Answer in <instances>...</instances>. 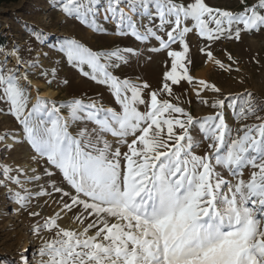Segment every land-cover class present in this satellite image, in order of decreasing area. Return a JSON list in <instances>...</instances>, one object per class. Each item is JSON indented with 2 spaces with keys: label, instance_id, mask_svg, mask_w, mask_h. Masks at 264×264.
<instances>
[{
  "label": "snow or ice",
  "instance_id": "1",
  "mask_svg": "<svg viewBox=\"0 0 264 264\" xmlns=\"http://www.w3.org/2000/svg\"><path fill=\"white\" fill-rule=\"evenodd\" d=\"M241 4L242 10L233 12L214 8L205 0L187 4L104 0V19L116 22V35L130 34L145 43L155 39L158 47L151 51L169 50L177 42L183 45L182 51H168L170 70H165L162 88L156 90L146 82L138 84L113 74L140 55L132 47L93 51L72 38L54 46L85 77L108 86L121 111L77 98L57 106L39 95L29 111L32 81L18 68H8L7 60L0 61V101L19 122L20 143L34 152L30 159H45L48 165L43 176L36 168L28 175L23 168L0 166V186L22 207L33 197L60 194L59 212L34 228L37 235L42 228L56 229L54 238L43 240L38 250L39 264H264V103L249 92L243 105H237L242 94L226 93L205 80L198 82L196 94L201 104L215 110L213 114L197 119L184 107L158 100L161 91L171 94L169 82L193 81L186 66V59L187 64L192 60L185 37L194 29L206 40L200 51L220 69L233 70L231 64L215 58L210 45L221 39L240 40L242 32L264 28V0L254 4L241 0ZM100 5L101 0H60L59 8L66 17L103 32L96 19ZM124 7L147 17L148 25H138ZM189 20L194 21L192 28L187 26ZM30 35L44 43L48 34L37 27ZM19 51L16 45L5 55L17 57L18 65L40 67L38 59L25 61ZM228 59L235 62L231 55ZM41 75L47 77L49 72ZM145 90L150 102L143 98ZM202 90L215 94L210 104L200 96ZM138 105L147 110L140 111ZM61 108L68 110L67 119ZM227 109L238 120L255 122L241 124L233 134L226 122ZM77 122L85 126L73 135L69 126ZM88 122L94 127L89 129ZM197 125L208 141L204 155L195 152L199 144L191 130ZM107 134L119 138L118 146L113 147ZM119 145L127 151L122 153ZM247 168L252 171L245 178ZM57 172L59 184L53 180ZM44 177L51 191L38 183ZM9 183L21 191L8 188ZM29 183H38L39 190L25 187ZM60 213H73L82 230L60 227ZM21 259L28 264L27 257Z\"/></svg>",
  "mask_w": 264,
  "mask_h": 264
},
{
  "label": "rangeland",
  "instance_id": "2",
  "mask_svg": "<svg viewBox=\"0 0 264 264\" xmlns=\"http://www.w3.org/2000/svg\"><path fill=\"white\" fill-rule=\"evenodd\" d=\"M178 2L187 4L193 0H178ZM205 2L214 8L233 12L242 10L241 0H205ZM257 2L258 0H248L249 4ZM59 3L60 0H15L9 4H0V33L6 36L8 42V45L0 52V61L7 60L8 68H18L21 74L27 73L28 79L32 81V87L29 88L31 97L29 111L31 105L36 102L37 95L47 101L55 102L57 106L77 98L84 100L85 103L95 101L98 105L121 111L108 86L98 84L90 77H85L78 67L67 62L66 54L60 53L54 47L64 38L77 39L93 51L132 47L140 55L131 57L128 65H122L113 74L138 84L146 82L151 86L150 90L162 88L163 74L166 69L170 70L172 60L168 51H182L183 45L180 42L172 44L169 50L151 51L152 48L158 47L155 39L145 43L137 41L130 34L116 35V22L104 19V3L100 5L101 12L96 18L97 23L104 29L103 32H97L75 18L66 17L60 10ZM124 11L131 15L138 25L141 23L148 25V18L142 17L139 12H132L127 7H124ZM193 24L194 21L187 22L189 28H192ZM37 27L48 34L44 43L37 42L30 35ZM210 27L215 26L210 25ZM161 35L164 34L161 33ZM164 38L167 39L166 36ZM185 40L189 44L188 56L192 60L191 64H187L186 59V66L189 68L188 74L193 77V81L189 82L185 79L176 85L169 82L172 88L171 94L161 91L158 100H168L170 103L184 107L197 119L213 114L215 110L208 105L201 104L200 97L196 94L198 82L205 80L208 83H215L226 93L242 94V97L235 101L237 105H243L244 97L249 92L256 101L264 103V28L259 31H244L240 40L221 39L210 45L216 59L225 65L231 64L233 70L230 72L220 69L213 60L208 59L200 51L205 47L206 40L199 36L198 29L186 34ZM16 45L20 46L19 57L29 62L38 59L40 67H29L28 64L18 65L17 57L5 55L11 52ZM229 55L235 62L228 59ZM52 69H55L54 76L51 74ZM84 70L91 71L86 65ZM42 71L49 72V75L42 76ZM49 92L53 93V96H46ZM200 96L208 100L210 104L215 94L209 90H202ZM143 98L149 101V90H145ZM7 107L5 102L0 101V136L10 134L4 140H0V166L10 165L13 169L23 168L28 175H32L31 168H36L37 172L43 176L44 169L48 167L46 160L33 161L30 159L34 152L29 150L30 146L21 145V126L13 116L8 114ZM138 108L142 112L147 110L145 105H138ZM60 114L66 119L69 116L66 108H61ZM225 117L226 122L233 129V134L241 124L255 122L238 120L232 109L225 111ZM84 126L83 122L70 124L69 131L76 135L77 130ZM87 127L91 129L94 124L88 122ZM197 129L198 125L191 130V134L199 144L195 152L198 155H204L208 141L204 140ZM106 138L113 147L118 146L119 138L111 134H107ZM132 138L129 136L128 141L131 142ZM119 146L122 153L127 151L126 146ZM219 170L226 178L229 176L226 170ZM251 171V168L244 169V177L247 178ZM13 174L15 175V172ZM53 180L59 184L61 174L57 172ZM38 183L44 184L45 188L51 191L47 177ZM38 183H29L25 187L35 192L39 190ZM8 188L21 191L17 185L11 183L8 184ZM59 199V193H53L52 196L33 197L26 207H22L10 197L7 188L0 186V264H22V256L28 258V264H39L41 257L38 255V250L43 240L54 238L56 229L49 231L42 228L40 234L37 235L34 228L38 224L43 225L48 218L54 217L59 212L61 207L58 203ZM5 202L7 204L3 206ZM31 212H38L39 215L32 216ZM60 217L57 221L60 227L82 230V226L74 220L73 213L67 215L60 213ZM71 224H74L75 228H71Z\"/></svg>",
  "mask_w": 264,
  "mask_h": 264
},
{
  "label": "trees",
  "instance_id": "3",
  "mask_svg": "<svg viewBox=\"0 0 264 264\" xmlns=\"http://www.w3.org/2000/svg\"><path fill=\"white\" fill-rule=\"evenodd\" d=\"M15 0H0V4H9L14 2ZM8 45L6 36L0 33V46L5 47Z\"/></svg>",
  "mask_w": 264,
  "mask_h": 264
},
{
  "label": "bare ground",
  "instance_id": "4",
  "mask_svg": "<svg viewBox=\"0 0 264 264\" xmlns=\"http://www.w3.org/2000/svg\"><path fill=\"white\" fill-rule=\"evenodd\" d=\"M104 3V0H101V5ZM46 96H53V93L49 92L46 94ZM7 204V202H5V204L3 206H5ZM71 228H75L74 224H71L70 226Z\"/></svg>",
  "mask_w": 264,
  "mask_h": 264
}]
</instances>
